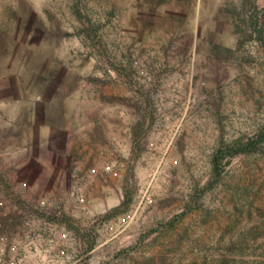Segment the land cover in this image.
<instances>
[{
	"label": "rangeland",
	"instance_id": "rangeland-1",
	"mask_svg": "<svg viewBox=\"0 0 264 264\" xmlns=\"http://www.w3.org/2000/svg\"><path fill=\"white\" fill-rule=\"evenodd\" d=\"M263 8L0 0V172L70 221L74 264L262 258L264 142L211 159L264 135Z\"/></svg>",
	"mask_w": 264,
	"mask_h": 264
},
{
	"label": "built area",
	"instance_id": "built-area-1",
	"mask_svg": "<svg viewBox=\"0 0 264 264\" xmlns=\"http://www.w3.org/2000/svg\"><path fill=\"white\" fill-rule=\"evenodd\" d=\"M10 175L0 172V264H74L70 221L18 195Z\"/></svg>",
	"mask_w": 264,
	"mask_h": 264
},
{
	"label": "trees",
	"instance_id": "trees-1",
	"mask_svg": "<svg viewBox=\"0 0 264 264\" xmlns=\"http://www.w3.org/2000/svg\"><path fill=\"white\" fill-rule=\"evenodd\" d=\"M263 11H264V8H263ZM263 15H264V12H263ZM263 142H264V135H260L257 138H252L243 144L234 143V144H226V145L219 146L218 149L212 155V159H211V165H212V169L214 173L217 174V177H219L222 162L225 158L227 157L231 158L238 153H245V152L250 153L256 150ZM79 234L83 240L85 239H86L85 241L88 240L89 247H91L92 243L89 240L90 235L85 234V233H80V232ZM262 254H263L262 258L259 261H254L249 264H264V252ZM217 264H247V263L245 262L230 263V261H220Z\"/></svg>",
	"mask_w": 264,
	"mask_h": 264
}]
</instances>
